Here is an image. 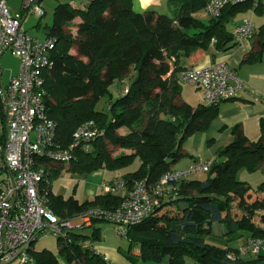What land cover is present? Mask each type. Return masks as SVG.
I'll list each match as a JSON object with an SVG mask.
<instances>
[{
  "label": "trees",
  "instance_id": "1",
  "mask_svg": "<svg viewBox=\"0 0 264 264\" xmlns=\"http://www.w3.org/2000/svg\"><path fill=\"white\" fill-rule=\"evenodd\" d=\"M206 1L174 0L170 3L176 8L173 16L150 8L136 12L133 0L55 5L52 23L44 31V39H51L54 46L43 71L47 115L56 123L53 145L68 148L73 132L85 122H93L101 132L87 149L73 150L69 170L83 175L98 169L112 172L138 160L135 170L117 176L125 190L136 181L154 184L180 160L183 140L208 126L217 114V104L180 102L179 74L202 60L210 47L223 52L235 46L225 23L251 4L225 6L217 18L203 22L195 13L204 9ZM75 45L77 53L73 54L70 50ZM132 73V80L121 87V80ZM112 83L119 93L116 98L108 89ZM104 97L105 106L97 110V102ZM0 121L4 123L1 105ZM259 128L258 138L249 140L235 127L234 139L219 150L205 179L189 178L176 183L174 191L158 195L149 215L127 226L125 257L132 262L165 264H184L187 259L196 264L264 260L262 254L253 260L227 257L238 248L229 243L239 237L244 238L242 245L264 238V192L252 194L246 182L236 179L238 168L264 167V118ZM121 129L126 131L119 133ZM4 137L5 126L0 138ZM112 149L118 152L112 154ZM51 185L48 204L60 219L76 220L90 209L114 211L124 198L122 192L102 190L80 202L55 194ZM104 221L110 222L92 214L88 225L76 223L66 237H56L59 252L70 264H106L93 246L100 238L96 224ZM219 223L224 229L221 235L214 233ZM30 254L31 264L57 263L50 250H31Z\"/></svg>",
  "mask_w": 264,
  "mask_h": 264
},
{
  "label": "built area",
  "instance_id": "2",
  "mask_svg": "<svg viewBox=\"0 0 264 264\" xmlns=\"http://www.w3.org/2000/svg\"><path fill=\"white\" fill-rule=\"evenodd\" d=\"M243 3L251 4L253 11L264 16V0H207L203 10L210 18H217L225 6ZM22 10L38 16L43 14L35 0H23ZM21 25V15H12L7 0H0V56L11 51L18 57L17 73L0 88L4 118V123L0 121V137L5 126V137L0 138V264H31L33 242L50 235L66 237V231L75 224L74 220L60 219L50 209L47 198L52 184L50 167L69 162L74 149H87L101 134L93 122H85L73 132L68 148L54 147L56 123L47 115L43 77L54 43L51 39L28 36ZM254 32V25L244 21L233 29L232 40L238 43L250 39ZM179 75L202 90L204 106L232 99L240 86L234 69L224 60L185 68ZM42 159L48 163L47 167ZM211 164V160L196 158L183 168H171L154 184L136 181L127 191L120 177L104 182L101 185L104 193H124L121 204L114 211L90 209L79 215L78 225H88L91 215L96 214L117 225V232L124 236L127 226L149 215L158 195L174 191L176 183L194 174L208 172ZM261 173L264 175V167ZM259 254L264 255V238L250 240L230 251L227 257Z\"/></svg>",
  "mask_w": 264,
  "mask_h": 264
},
{
  "label": "rangeland",
  "instance_id": "3",
  "mask_svg": "<svg viewBox=\"0 0 264 264\" xmlns=\"http://www.w3.org/2000/svg\"><path fill=\"white\" fill-rule=\"evenodd\" d=\"M22 1L23 0H7V5L9 11L12 15L19 14L21 15V26L22 29L26 32L28 36L35 37L39 40L44 39V31L45 28L52 23V13L56 4L58 3H70L74 5H79L81 0H35L37 4L41 7L43 14L41 16L30 14L26 10H22ZM148 0H142V2L146 3L145 9L148 7ZM174 0H169L166 3L156 4V12L160 14H166L168 16H173L176 13V8L171 6L170 3H173ZM140 6V3H138ZM143 10V11H144ZM137 12V11H136ZM195 17L197 19L202 20L203 22H207L210 17L204 12V10H200L195 13ZM244 21H251L252 24L259 25L260 23H264V16L260 14L259 11H253L251 8L247 10H242L238 12L233 18L225 23V28L228 32H232L235 26L241 24ZM71 50L77 53V45L73 46ZM18 69V57L13 54L11 51H7L0 56V81L1 85L5 86L9 82L11 76L17 73ZM135 73L132 75H128L125 77L124 82L121 83V87H124L128 84ZM179 85L181 87V93L185 101L191 104L192 106H196L198 102L202 100L203 103V92L202 90L197 89L196 86L179 79ZM110 93L113 98L119 96V93L116 89V83H112L108 87ZM107 97L101 98L97 104L96 109L101 110L106 104ZM126 130H119V133H123ZM208 127L198 130L183 140L181 146V158L174 165L173 168L180 169L185 167L189 162V154H195L199 156L202 160L212 159L216 157L217 151L220 149V146H225L222 144V141H218L215 139H211L210 133L207 132ZM118 149H112V154H116ZM184 152H187L185 154ZM139 162L135 160L130 166L126 168L119 169L117 171H108L105 169H98L96 171H92L86 175L80 174L78 172H73L68 169L69 163H65L62 168H60V172L55 175L53 178L51 189L55 194L62 195L64 198L69 195H73L79 201H84L87 199H91L94 195L100 194L102 189H100V185L105 180L106 182L110 181V178L113 179V175H123L126 172L133 171L137 168ZM208 176V172H202L192 175L191 179H199L203 180ZM2 175L0 174V179ZM51 178V176H50ZM236 179L239 181L246 182L250 188L251 193H260L262 194V190H264V175L261 173V169L258 170H248L244 167L238 168L236 171ZM52 180V179H51ZM255 196V195H254ZM261 196V195H260ZM85 213V212H84ZM82 215V214H80ZM79 217V216H78ZM99 227L101 228L102 235L107 233L108 236H117L122 238L116 228L117 225L110 222H99ZM56 236L50 235L44 237L40 240L34 242L35 248L40 246H44L47 249L53 251L54 253L57 251V247L55 245ZM5 264H16L15 262L5 263Z\"/></svg>",
  "mask_w": 264,
  "mask_h": 264
},
{
  "label": "crops",
  "instance_id": "4",
  "mask_svg": "<svg viewBox=\"0 0 264 264\" xmlns=\"http://www.w3.org/2000/svg\"><path fill=\"white\" fill-rule=\"evenodd\" d=\"M164 1L165 0H148L147 4H149L147 7L156 10V4L163 3ZM138 3H140V6H138ZM145 5L142 0H133L132 2V8L134 11L137 12L143 11L145 9ZM77 22L78 19L74 20V23ZM253 25L255 28V32L250 39L238 42L235 44V46L223 52L210 47L206 51V54L202 60H200L193 66H190L202 67L210 64L214 60H224L229 64L232 69H234L237 75V79L240 82L239 89L236 91V94L232 99L224 100L217 104V114L210 120L207 126V132L210 133L209 135L211 136V139L222 141L221 145H223V143L227 145L234 139L235 135L233 129L235 127L241 135L246 136L249 140H255L260 135L259 123L260 120L264 118V28H262V26H264V23H260L258 26L255 24ZM71 31L73 34H75L76 28L73 26L71 28ZM70 52L74 54L72 50H70ZM181 64L185 66L184 62H182ZM124 80L125 79L121 80V83L124 82ZM197 89L201 90L198 87ZM181 101L186 102L185 98H183L182 93L180 92V102ZM198 104H202V100L198 102L197 105ZM223 147L220 146V149ZM219 150L217 151V153L219 152ZM184 153L187 154V152ZM216 157L207 160L213 161ZM189 158V162L186 165H189L194 159L199 158V156L195 154H189ZM62 167L63 165L51 166L49 170L50 176L54 178L57 174L55 171L58 170L59 173L60 168ZM117 176L118 175H113L114 178ZM104 182L106 181L103 180L101 185ZM60 196L63 197L62 195ZM70 196L75 198L72 194L68 197ZM77 219L78 218H76V220L74 219V224L80 222V220ZM96 226L100 229V238L99 240L93 243V246L96 252L98 253L99 258H101L106 264H165L154 261L138 260L136 262H132L128 260L123 253L128 250L129 241L125 237L119 238L114 235L108 236L107 233H104L102 235L99 223H97ZM223 231L224 229L222 224L219 223L214 226L215 234L221 235ZM243 242L244 238L239 237L237 240L230 242L229 246L237 248L241 246ZM33 243L31 245V250L38 251L41 249H47L44 246L35 248ZM58 244L59 243H57L56 239L55 245L57 247V251L55 253L50 250L56 256V264H70L59 252ZM103 257H106V260H104ZM255 258V256H247V259L250 260H253ZM184 264L196 263L190 259H187ZM250 264H264V260L257 262L253 261Z\"/></svg>",
  "mask_w": 264,
  "mask_h": 264
}]
</instances>
